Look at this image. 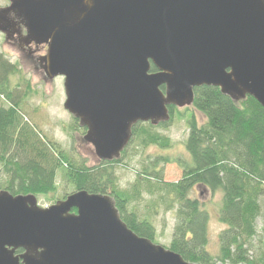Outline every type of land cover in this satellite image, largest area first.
<instances>
[{
	"label": "water",
	"instance_id": "95a60500",
	"mask_svg": "<svg viewBox=\"0 0 264 264\" xmlns=\"http://www.w3.org/2000/svg\"><path fill=\"white\" fill-rule=\"evenodd\" d=\"M0 33L48 47L44 75L64 79V108L100 162L120 160L138 124L191 107L197 88L264 108V0H11ZM0 264L194 263L139 237L110 196L42 208L0 191Z\"/></svg>",
	"mask_w": 264,
	"mask_h": 264
},
{
	"label": "trees",
	"instance_id": "16d2710c",
	"mask_svg": "<svg viewBox=\"0 0 264 264\" xmlns=\"http://www.w3.org/2000/svg\"><path fill=\"white\" fill-rule=\"evenodd\" d=\"M152 72H156L154 66ZM14 78H19L18 84ZM32 93V85L19 66L0 53V191L52 199L54 203L77 191L110 196L128 228L155 243L153 222L130 208L142 198L141 192L123 191L118 185L115 167L123 162L128 148L120 160L93 167L76 160L29 122L25 105ZM191 107L205 118L203 125L194 114L187 119L190 132L185 146L191 162L161 158L153 167L144 166L141 174L142 181L154 182L157 191L163 192V202L171 199L166 212L177 207L169 250L194 264H256L248 244L257 235L264 199V108L251 97L236 103L215 87L195 89ZM169 109L171 121L160 127L167 128L175 118L177 109ZM153 129L150 123L138 124L133 140L144 138L146 146L169 148L170 139ZM172 162L182 169L183 177L176 183H164L159 166ZM59 177L72 187L71 192L63 189L61 198ZM198 186L213 196L221 195L218 220L226 228L218 236L215 255L207 248L210 214L198 198H191Z\"/></svg>",
	"mask_w": 264,
	"mask_h": 264
},
{
	"label": "rangeland",
	"instance_id": "374dc122",
	"mask_svg": "<svg viewBox=\"0 0 264 264\" xmlns=\"http://www.w3.org/2000/svg\"><path fill=\"white\" fill-rule=\"evenodd\" d=\"M10 4L11 0H0V9L8 7ZM22 35L23 37L26 36L25 30H23ZM47 52L48 47L46 45L37 46L32 44L27 46L17 35L11 40H7L6 36L0 33V53L11 63L19 66L24 79L31 83L35 92L32 93L25 105V114L31 125L41 130L50 140L60 144L61 148L72 154L76 160H84L90 167L97 166L100 161L95 155L94 148L84 140L86 129L81 128L78 120L64 108L66 101L64 79L49 80L44 75L41 59L47 55ZM13 82L18 84L19 78H14ZM188 108L189 110L176 108V116L167 128L154 126V133L170 139L171 145L169 148H162L154 144L146 146L145 141L142 142L144 138H140V140L137 137L133 140L132 145L128 147L123 162L115 167L118 185L121 190L138 189L141 192L142 198L134 201L130 208L136 211L139 216L153 222L157 229L155 244L162 245L166 249H169L172 241L177 207L170 212H166L167 203L171 202V199L163 202L160 199L163 192L157 191V185L154 182L142 181L141 174L144 166L153 167L154 162L161 158L181 159L191 162L185 146L190 132L187 119L191 114H194L199 125H203L205 118L192 107ZM75 121H77V124ZM159 169L163 171L164 183H176L183 177V171L176 163H161ZM58 185L60 189L58 196L60 198L63 197L61 195L63 189L68 190V192L72 191V187H68L63 183L60 177L58 178ZM191 198H198L202 208L210 214L208 225L209 244L207 248L215 255L218 252V236L226 228L218 220L221 195L213 196L203 187L198 186L191 194ZM37 199L39 206L42 208L55 204L52 199ZM261 205L262 212L257 221V235L248 244L256 264H264V199L261 200Z\"/></svg>",
	"mask_w": 264,
	"mask_h": 264
},
{
	"label": "flooded vegetation",
	"instance_id": "af4514ba",
	"mask_svg": "<svg viewBox=\"0 0 264 264\" xmlns=\"http://www.w3.org/2000/svg\"><path fill=\"white\" fill-rule=\"evenodd\" d=\"M33 45H35V44H33ZM35 48H38V47H36V46H34Z\"/></svg>",
	"mask_w": 264,
	"mask_h": 264
},
{
	"label": "built area",
	"instance_id": "2783aa9c",
	"mask_svg": "<svg viewBox=\"0 0 264 264\" xmlns=\"http://www.w3.org/2000/svg\"><path fill=\"white\" fill-rule=\"evenodd\" d=\"M45 208H48V206H47V207H45Z\"/></svg>",
	"mask_w": 264,
	"mask_h": 264
}]
</instances>
